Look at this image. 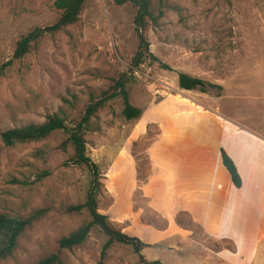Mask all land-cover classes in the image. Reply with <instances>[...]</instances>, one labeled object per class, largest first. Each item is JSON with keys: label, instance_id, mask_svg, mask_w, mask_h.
<instances>
[{"label": "rangeland", "instance_id": "obj_1", "mask_svg": "<svg viewBox=\"0 0 264 264\" xmlns=\"http://www.w3.org/2000/svg\"><path fill=\"white\" fill-rule=\"evenodd\" d=\"M165 1L172 8L145 32L157 60L146 58L131 71L139 45L132 5L86 0L78 23L50 33L60 15L55 0H0V64L12 60L0 76V132L60 110L72 126L90 93L129 73V99L140 116L126 119L121 101L110 100L85 135L87 155L102 174L99 211L143 242L147 260L264 264V0ZM35 29L38 42L14 59L17 41ZM179 72L222 90H182ZM234 132L242 139L228 140ZM66 138L58 130L8 146L0 136V211H45L0 264H33L56 252L60 264L99 262L107 237L97 226L83 244L58 250L60 237L89 220L85 209L65 212L85 200L90 182L85 166L70 163ZM225 140L241 141L230 147L246 190L226 171L227 185L210 183L214 167L223 169L218 144ZM103 264L141 263L132 247L113 243Z\"/></svg>", "mask_w": 264, "mask_h": 264}, {"label": "trees", "instance_id": "obj_2", "mask_svg": "<svg viewBox=\"0 0 264 264\" xmlns=\"http://www.w3.org/2000/svg\"><path fill=\"white\" fill-rule=\"evenodd\" d=\"M86 0H55L54 6L60 11L56 22L46 28L50 33H56L67 26L74 25L80 21V12ZM116 5L130 4L135 8L133 24L138 35L139 45L136 53L130 62L129 70H133L141 65L146 58L157 60L149 49V43L145 37L148 27L156 25L163 14L165 8H172L165 0H159L157 4L153 0H113ZM41 33L35 29L21 37L13 53L14 59H20L31 51L38 42ZM12 64V60L0 64V76L6 73L7 68ZM165 68L167 65H163ZM132 75L122 73L114 80L113 85L98 94H89V100L85 105L81 117L72 126L66 124L67 117L62 110L48 114L41 123H32L20 127L9 128L0 132L2 141L13 146L17 143H27L40 141L48 137L52 132L63 130L67 134L64 144L69 143L73 149L70 156V163L78 166H85L90 173V182L86 191V198L83 202L69 205L65 208L68 214H79L83 209L88 212L89 220H84L75 230L64 235L58 240V250L72 249L83 244L89 237L92 227L97 226L107 237V241L102 246L101 258L97 264H103L106 250L113 243H119L132 247L138 255L141 264H164L160 260H147L141 253L143 242L137 237L128 235L114 227L105 214L99 211L98 195L103 187L102 174L99 166L87 155L86 133L91 128L92 121L97 117L98 112L104 108L106 103L113 99L121 101L122 114L126 119H134L140 116L141 109L131 104L127 85L130 83ZM178 86L182 90H200L207 92V88H217L222 90L221 85L206 83L204 80L193 77L187 73H178ZM222 164L227 170L233 185L237 188L241 186V177L232 158L220 149ZM45 214L44 210H35L27 215H16L5 211H0V259H6L13 255L18 247L20 236L30 228L37 220ZM59 252L51 253L36 261L33 264H60Z\"/></svg>", "mask_w": 264, "mask_h": 264}, {"label": "crops", "instance_id": "obj_3", "mask_svg": "<svg viewBox=\"0 0 264 264\" xmlns=\"http://www.w3.org/2000/svg\"><path fill=\"white\" fill-rule=\"evenodd\" d=\"M233 135H231L229 138H228V140H230V139H239V140H241L242 138H241V136H236V134H237V132H234V133H232ZM245 136H247V135H245ZM246 140H249V139H253V140H255V139H257V136H254V137H244ZM260 139V142H262V143H264V139H261V138H259ZM237 144V145H239V144H241V141H234V142H226V140L224 141V143H220V144H218V148H219V157H220V162H221V165H222V167H223V169L220 167V165H217V166H215L214 167V170L216 171V173H215V179H213V180H211L210 181V183L212 184V182H215L216 181V183H217V185H219V183H220V187H224L225 185H227V180L225 179V175H224V171H226V173L228 174V172H227V170L225 169V167L223 166V164H222V160H221V155H220V149H223V148H220V147H224L225 146V151H226V153L232 158V160L234 161V163H235V165H236V167H237V170H238V173L240 174V177H241V181H242V183H241V186L239 187V188H242V189H244V190H246V188L244 187V186H242V184H243V176H242V173H241V166L239 165V163H238V161H237V155L236 154H234V153H232V147H230L231 146V144ZM222 145V146H221ZM249 160H250V163L248 162V164H250V168H254V170H256L257 169V167H255V164L253 163V159H251V158H249ZM219 166V167H218ZM220 169V170H219ZM222 169V170H221ZM217 172H219V175H218V173ZM256 174H257V171H256ZM228 176H229V174H228ZM229 179H230V176H229ZM225 180H226V183H225ZM219 182V183H218ZM230 182H231V184L233 185V183H232V181H231V179H230ZM213 186H216V185H214V184H212ZM234 186V185H233ZM251 186V185H250ZM249 186V187H250ZM235 187V186H234ZM248 187V188H249ZM252 187L253 188H256V190L258 189V188H262L263 187V185H259V184H252ZM202 190V189H201ZM228 193H227V199H228ZM176 234V232H174V233H172V234H170V235H175Z\"/></svg>", "mask_w": 264, "mask_h": 264}]
</instances>
